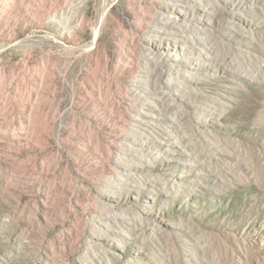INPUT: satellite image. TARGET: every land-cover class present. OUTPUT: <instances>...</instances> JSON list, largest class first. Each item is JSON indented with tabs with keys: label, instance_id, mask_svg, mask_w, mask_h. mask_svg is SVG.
<instances>
[{
	"label": "rangeland",
	"instance_id": "374dc122",
	"mask_svg": "<svg viewBox=\"0 0 264 264\" xmlns=\"http://www.w3.org/2000/svg\"><path fill=\"white\" fill-rule=\"evenodd\" d=\"M0 264H264V0H0Z\"/></svg>",
	"mask_w": 264,
	"mask_h": 264
}]
</instances>
